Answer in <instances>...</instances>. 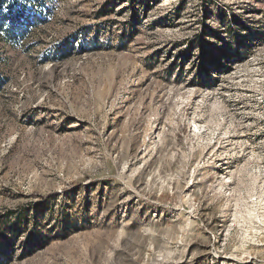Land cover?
Instances as JSON below:
<instances>
[{
	"label": "rangeland",
	"instance_id": "1",
	"mask_svg": "<svg viewBox=\"0 0 264 264\" xmlns=\"http://www.w3.org/2000/svg\"><path fill=\"white\" fill-rule=\"evenodd\" d=\"M38 2L0 35V264H264V0Z\"/></svg>",
	"mask_w": 264,
	"mask_h": 264
},
{
	"label": "trees",
	"instance_id": "2",
	"mask_svg": "<svg viewBox=\"0 0 264 264\" xmlns=\"http://www.w3.org/2000/svg\"><path fill=\"white\" fill-rule=\"evenodd\" d=\"M31 0H0V35L7 41H17L27 30L30 19L27 18ZM37 4H43L36 0ZM41 8V7H40ZM41 9L35 11L40 16Z\"/></svg>",
	"mask_w": 264,
	"mask_h": 264
}]
</instances>
